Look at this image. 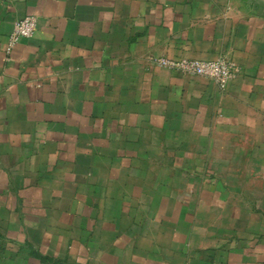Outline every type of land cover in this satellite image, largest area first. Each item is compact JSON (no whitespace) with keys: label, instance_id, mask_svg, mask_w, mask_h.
<instances>
[{"label":"crops","instance_id":"0c3cea01","mask_svg":"<svg viewBox=\"0 0 264 264\" xmlns=\"http://www.w3.org/2000/svg\"><path fill=\"white\" fill-rule=\"evenodd\" d=\"M0 264H264V0H0Z\"/></svg>","mask_w":264,"mask_h":264},{"label":"built area","instance_id":"2783aa9c","mask_svg":"<svg viewBox=\"0 0 264 264\" xmlns=\"http://www.w3.org/2000/svg\"><path fill=\"white\" fill-rule=\"evenodd\" d=\"M37 24L38 20L34 15L17 20L9 35L7 50L11 51L22 38H32L36 33ZM157 63L169 69L210 78L216 81L221 88H225L238 72L237 64L228 59L200 60L161 57L157 59Z\"/></svg>","mask_w":264,"mask_h":264}]
</instances>
